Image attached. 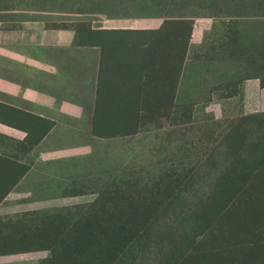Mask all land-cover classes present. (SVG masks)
<instances>
[{"label":"rangeland","instance_id":"rangeland-1","mask_svg":"<svg viewBox=\"0 0 264 264\" xmlns=\"http://www.w3.org/2000/svg\"><path fill=\"white\" fill-rule=\"evenodd\" d=\"M12 10L99 65L80 118L0 120V264H264V0Z\"/></svg>","mask_w":264,"mask_h":264},{"label":"crops","instance_id":"crops-1","mask_svg":"<svg viewBox=\"0 0 264 264\" xmlns=\"http://www.w3.org/2000/svg\"><path fill=\"white\" fill-rule=\"evenodd\" d=\"M29 15L0 11V120L6 112L50 121L62 115L78 119L83 114L79 93L75 88L69 98L62 89L74 74L73 81L82 78L92 86L99 51L95 46L78 45L72 31L37 28L36 18ZM84 51L91 53L87 64L83 62ZM77 56L81 58L79 67ZM62 94L65 98L57 99Z\"/></svg>","mask_w":264,"mask_h":264},{"label":"trees","instance_id":"trees-1","mask_svg":"<svg viewBox=\"0 0 264 264\" xmlns=\"http://www.w3.org/2000/svg\"><path fill=\"white\" fill-rule=\"evenodd\" d=\"M47 29H52V30H59V29H61V30H69V29H62V28H47ZM69 31H72V30H69ZM73 33H74V38H75V42L78 44V45H83V46H85V44L84 43H80L79 41H78V38H77V35H76V33L74 32V31H72ZM87 46H94V45H92V44H88Z\"/></svg>","mask_w":264,"mask_h":264}]
</instances>
